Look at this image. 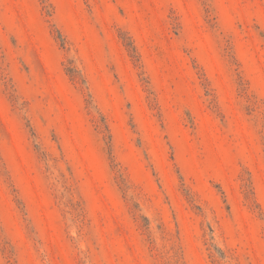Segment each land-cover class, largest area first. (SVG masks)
<instances>
[{
  "label": "rangeland",
  "instance_id": "rangeland-1",
  "mask_svg": "<svg viewBox=\"0 0 264 264\" xmlns=\"http://www.w3.org/2000/svg\"><path fill=\"white\" fill-rule=\"evenodd\" d=\"M0 264H264V0H0Z\"/></svg>",
  "mask_w": 264,
  "mask_h": 264
}]
</instances>
